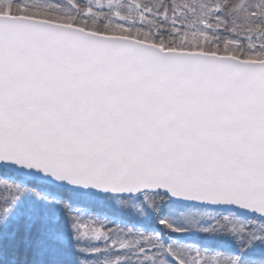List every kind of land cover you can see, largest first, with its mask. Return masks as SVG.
Listing matches in <instances>:
<instances>
[{
	"label": "snow or ice",
	"instance_id": "obj_1",
	"mask_svg": "<svg viewBox=\"0 0 264 264\" xmlns=\"http://www.w3.org/2000/svg\"><path fill=\"white\" fill-rule=\"evenodd\" d=\"M0 264H264V0H0Z\"/></svg>",
	"mask_w": 264,
	"mask_h": 264
}]
</instances>
